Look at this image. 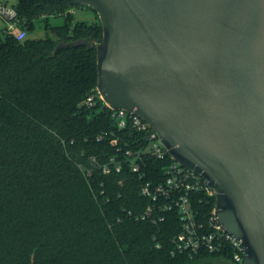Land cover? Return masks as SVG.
<instances>
[{
  "label": "trees",
  "instance_id": "obj_1",
  "mask_svg": "<svg viewBox=\"0 0 264 264\" xmlns=\"http://www.w3.org/2000/svg\"><path fill=\"white\" fill-rule=\"evenodd\" d=\"M75 6L16 0L25 33L49 18L63 24L49 27L53 38L17 40L0 31V264H230L220 253H178L175 209L144 215L152 203L140 188L162 182L172 159L142 154L139 173L132 172L125 151L144 143L118 130L102 101L84 105L96 95L95 48L53 52L59 42L101 40L99 20L72 23ZM110 157L120 171L104 174ZM191 206L206 225L214 198L191 194Z\"/></svg>",
  "mask_w": 264,
  "mask_h": 264
},
{
  "label": "water",
  "instance_id": "obj_2",
  "mask_svg": "<svg viewBox=\"0 0 264 264\" xmlns=\"http://www.w3.org/2000/svg\"><path fill=\"white\" fill-rule=\"evenodd\" d=\"M91 8L103 109L132 112L215 188V216L264 264V0H68Z\"/></svg>",
  "mask_w": 264,
  "mask_h": 264
},
{
  "label": "built area",
  "instance_id": "obj_3",
  "mask_svg": "<svg viewBox=\"0 0 264 264\" xmlns=\"http://www.w3.org/2000/svg\"><path fill=\"white\" fill-rule=\"evenodd\" d=\"M0 17L7 22L5 32L20 40L25 32L17 25L16 10L12 6L8 7L6 4L0 3ZM98 100L102 101V98L96 90V95H89L83 103L86 107H94ZM107 109L111 111V117L115 120L118 130H130L134 133L135 142L144 143L143 148L135 152L125 151L126 157H133L130 162L132 172L139 173V160L142 154H148L158 160L164 158L167 152L155 131L147 123L132 112ZM110 143L116 145L117 139H112ZM120 168L118 160L110 157L108 163L103 165L102 172L104 174H108L112 170L119 172ZM164 173L165 179L162 182L146 183L140 188V194L152 203L146 208L144 215L153 214L154 207L157 209L154 216L163 211L175 209L182 227L181 231L172 239L174 249L178 253L187 252L190 255H197L201 252L220 253L228 263L240 264L245 254L244 247L239 240L225 232L216 220L215 188L198 174L180 166L173 159L172 163L164 168ZM199 192L214 198V207L209 213L206 225L197 222L191 206V194Z\"/></svg>",
  "mask_w": 264,
  "mask_h": 264
},
{
  "label": "rangeland",
  "instance_id": "obj_4",
  "mask_svg": "<svg viewBox=\"0 0 264 264\" xmlns=\"http://www.w3.org/2000/svg\"><path fill=\"white\" fill-rule=\"evenodd\" d=\"M2 2H5L8 7H11L13 4H15L16 0H3ZM70 12L72 14V23L86 22L88 24H92L97 22L98 20L97 14L87 6H82V5L75 6L74 9H72ZM44 24H45L44 22H36L35 28L29 33H24L21 39L25 37L45 38L47 36L53 38V34L51 33L49 27L62 25L63 18L62 17L49 18L46 27ZM5 28H7V22L0 17V31L4 30Z\"/></svg>",
  "mask_w": 264,
  "mask_h": 264
}]
</instances>
